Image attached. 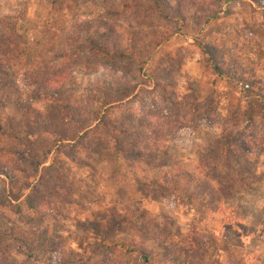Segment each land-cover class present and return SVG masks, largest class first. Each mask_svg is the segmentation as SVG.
<instances>
[{"label":"rangeland","instance_id":"obj_1","mask_svg":"<svg viewBox=\"0 0 264 264\" xmlns=\"http://www.w3.org/2000/svg\"><path fill=\"white\" fill-rule=\"evenodd\" d=\"M159 2L0 0V264H264V0Z\"/></svg>","mask_w":264,"mask_h":264},{"label":"trees","instance_id":"obj_2","mask_svg":"<svg viewBox=\"0 0 264 264\" xmlns=\"http://www.w3.org/2000/svg\"><path fill=\"white\" fill-rule=\"evenodd\" d=\"M153 3H154L153 4L154 8H156L155 10L161 15L162 10H161L159 0H153ZM6 19L7 18H5L3 20L6 21ZM1 21H2V19H1ZM0 26H3V25H0ZM6 27H2V29L0 30V57L11 56L10 54H12V52H13L14 42L17 41L14 39V28L13 29L9 28V26H7V25H6ZM157 34H159V33H157ZM164 36H165V34H162L160 36V38L154 36L152 38L151 45L157 46L160 43V41L164 38ZM92 43H93V41H92ZM95 47H96L95 48L96 49L95 54L99 55V56L101 55V59L106 61V63L109 65H115V67L127 68V67H130L132 65H137L138 70L142 71L143 67L147 63V57L146 56H138L132 50H130V48L127 49L126 51L120 52V51H117L116 49L110 48L109 46H104V44L101 43L100 39L95 40ZM198 47L206 55L209 54V52L205 49V46L203 44H198ZM1 63L2 62L0 60V73H3V76L6 77L8 75L9 70L4 71V68L2 67ZM207 64H210V65L212 64L211 68H212L213 72L215 74H219V68H218V66L215 65V63L212 61V59H210V56L207 57L206 65ZM39 75H41V74H39ZM237 75H239V74H237ZM45 76L48 77L47 78L48 80H45L44 83L49 82L48 84L51 85L50 88L52 89L53 94L55 96L61 97L64 94V90L65 91L68 90V86H67L66 82L70 81V76L68 74H66V72H59L57 70V71L45 74ZM147 76H148L147 80L150 81L151 76L149 74ZM0 81H1V78H0ZM44 83H41V84H44ZM154 85L156 86V84H154ZM240 86H241V84H240ZM38 87L40 89V92L42 93L44 91L42 89L43 86L38 85ZM0 92H2V91L0 90ZM138 92L135 93L134 89L129 88V87H127V88L126 87L114 88V86H113V88L110 91H108V92L102 91L101 94L103 96L102 99H107L106 100L107 101L106 102V108H108V107H112L114 105L122 104V103L127 102V101L129 102L133 98H137L139 96ZM111 93H112V98H110ZM39 96H41V94H39ZM153 105L154 104H152V106ZM80 110L81 109L79 108V111ZM164 114H166V111H164ZM93 124H95V123H93ZM150 124H153L154 126L156 125V123L153 120H151V118L148 119L147 125H150ZM92 129H97V124H95L93 127H92V125L89 124L88 126H85L83 128V130H86V131H89ZM224 138H225V136H224ZM224 141H225V139H224ZM221 142H223V141H221ZM221 142L219 143V147L217 149H215L214 152L210 153L212 156L210 158V160L212 158L217 160L219 157V153H218L219 149H223V150L226 149V144L221 143ZM116 145H117V143H116ZM28 148H30V147L28 146ZM114 150H117V148H115V146H114ZM225 152H227V150ZM38 165L41 166V165H43V163L41 162ZM43 167L44 166H42V168ZM0 175H4L5 178H8V175L1 172V171H0ZM103 240H105L104 237H102V241ZM112 244L118 245L119 242L110 238V243L104 241V243L102 245H100V250L103 247L104 248H108V247L112 248ZM125 247L126 246H124V244H121V247L119 248V250L117 252H122V250ZM132 249H131V251H132ZM31 255L33 256L34 254H31Z\"/></svg>","mask_w":264,"mask_h":264}]
</instances>
